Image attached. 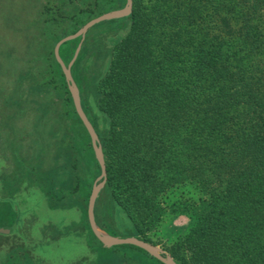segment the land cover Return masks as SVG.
<instances>
[{
    "label": "trees",
    "instance_id": "trees-1",
    "mask_svg": "<svg viewBox=\"0 0 264 264\" xmlns=\"http://www.w3.org/2000/svg\"><path fill=\"white\" fill-rule=\"evenodd\" d=\"M128 18L130 29L114 45L98 87V109L109 118L107 133L99 135L105 187L132 221L134 235L148 242L155 243L152 233L168 212L190 218L166 247L178 264H264V0H133ZM73 44L65 42L60 51L68 53ZM16 53L0 49V87L8 78L4 61ZM53 59L83 123L62 67ZM17 68L8 73L17 72L11 91L3 87L15 108L7 109L14 116L23 109L35 113L25 122L36 127L46 122L41 118L46 114L44 109L37 113L34 105L49 102L41 94L48 86L57 88V76L52 68L49 73ZM37 88L33 99L30 92ZM1 100L7 104L0 95ZM64 123L59 141L67 138L62 147L72 150L68 159L76 165L83 147L71 124ZM95 160L98 176L101 167ZM188 186L200 196H181L180 189ZM84 214L86 221L88 211ZM127 245L150 256H133L145 264L160 261Z\"/></svg>",
    "mask_w": 264,
    "mask_h": 264
},
{
    "label": "rangeland",
    "instance_id": "rangeland-1",
    "mask_svg": "<svg viewBox=\"0 0 264 264\" xmlns=\"http://www.w3.org/2000/svg\"><path fill=\"white\" fill-rule=\"evenodd\" d=\"M123 2L124 0H0V49L17 51L14 58H6L4 61L8 78L4 79L3 87L10 90L12 85L9 86V83L17 78L15 71L8 74L11 67H18V71L26 69L30 73L35 70L49 73L52 68L54 76H57L53 59V56L56 58V39L65 32L75 33L73 31L82 27L85 18H95L119 9L113 6ZM129 15L124 16V19L121 17L104 20L93 25L83 38L72 39L74 44L68 53L65 49L60 51L66 64L75 57L71 70L80 90L81 104L88 117L95 123L94 127L101 137L108 131L109 118L98 109V87L110 68L114 45L130 29ZM26 57L29 60L22 61ZM56 61L59 63L57 58ZM2 70L0 76L4 78ZM41 77L42 75L38 74L36 79L40 81ZM60 83L57 76L54 82L57 88L48 86L45 94H41L49 102L35 103L37 113H42L44 109L46 114L41 117L46 124H38V121L36 127L32 126V121L31 124L25 122L27 118L33 119L35 113L26 114L23 109L20 116H14L8 110L14 106L11 104L13 99L9 98L7 90L0 87L1 98L4 97L5 103L7 102L3 104V101H0V264H106V261H109V264H145L140 261L142 259L133 257L141 254L149 256L144 251H138L139 254H136L137 250L131 249L127 244L107 247L93 234H90L88 240L83 237V228L87 227L88 219L85 224L82 223L83 227L80 224L79 227L72 226V229H68L69 233L74 234L53 236L57 230L62 229L55 228V223H73L74 220H81V207L84 213L88 211L91 191L100 175L95 176L97 158L90 134L84 123L75 115L65 87ZM59 85L62 88L57 90ZM39 92L38 88L35 93L32 90L31 97L39 95ZM65 121L71 124L70 130L80 139L77 144L83 147V158L80 157L81 162L76 163L77 166L68 159L72 150L62 147V144L64 147L67 145V138L59 141V138L62 139ZM73 149H77V146ZM105 186L99 191L97 198L99 200L96 221L106 229L98 224L99 227L114 236L138 237L134 235L132 221ZM180 194L191 198L200 196L199 192L190 186L181 188ZM163 201L169 204L168 196L163 197ZM29 221L34 225L54 224L47 229L50 231L49 236H40V229H34L31 237L19 234L22 229H17L14 234L2 232V228L12 230L8 226L14 227ZM189 223L188 216L168 212L152 233L155 241L152 244L171 255L166 247L176 240ZM24 249L31 251L33 263L17 260L24 255ZM150 264L156 262L152 260ZM157 264L163 263L157 261Z\"/></svg>",
    "mask_w": 264,
    "mask_h": 264
},
{
    "label": "water",
    "instance_id": "water-1",
    "mask_svg": "<svg viewBox=\"0 0 264 264\" xmlns=\"http://www.w3.org/2000/svg\"><path fill=\"white\" fill-rule=\"evenodd\" d=\"M132 10H133V0H127L124 7L103 13L89 20L77 32L73 34H69L61 38L56 43L54 51H55L56 58L59 61L63 69V72L65 74L66 81H67L70 93L72 95V98H73V102H74L73 104L75 105V108H76V111L79 117L83 121L84 125L86 126L90 134L92 146L95 151L96 158L101 167V173L94 182L93 189L91 191V195L89 199V204H88V219H89V223H90L93 233L107 247H112L118 244H133V245H136V246H139L145 249L152 256L156 257L157 259H159L165 264H178L176 260L173 258V256L163 251L157 245H154L144 239H141L135 236H130V237L114 236V235L107 233L106 231H104L103 229L99 227L96 221V217H95V206H96L98 195L100 193L99 191H101V189L105 186L107 182V166H106L103 146H102L99 135L93 123L89 119L88 115L86 114L81 104L82 102H81L80 90L74 79V76L71 70L75 57L73 58V60L70 61V63L66 64L60 55V47L65 42L78 38V37L83 38L86 35L87 31L93 25L101 21H104V20H110V19L121 18V17L127 16L131 14Z\"/></svg>",
    "mask_w": 264,
    "mask_h": 264
},
{
    "label": "crops",
    "instance_id": "crops-1",
    "mask_svg": "<svg viewBox=\"0 0 264 264\" xmlns=\"http://www.w3.org/2000/svg\"><path fill=\"white\" fill-rule=\"evenodd\" d=\"M81 210L83 211V212H81V215H80V218L79 219H81V220H74L73 221V223H69V222H66V223H64V224H62V223H48V224H41V225H34L33 223H32V221L30 222H23L22 224H20V225H17V226H8V228H12V230H7V229H3L2 228V232L4 233V234H14V232L17 230V229H22V232H19V234H23L24 236H28V237H31V235H33V233H34V229H40V231H39V235L40 236H49V234H50V231L49 230H47L48 228H51L52 227V224H54V226H55V228H62L61 230H57L56 231V234L55 235H53V236H56V237H60V236H62V235H70V234H74V233H72V232H68V229H72V226H77V227H79L80 226V224H81V227H83L82 226V223L83 224H85L86 222H85V220H84V216H85V214H84V210H83V207H81ZM1 227H4V226H1ZM67 229V230H66ZM66 230V231H65ZM82 235H83V237H85L87 240L90 238V231H89V229H88V226L85 228H83V232H82ZM24 255H22V256H20L19 257V259H17V260H20V261H24V263H33L32 262V258H34V257H32L31 255H30V252L31 251H29V250H27V249H24ZM14 260H16L15 259V257L13 258ZM15 264V263H14Z\"/></svg>",
    "mask_w": 264,
    "mask_h": 264
}]
</instances>
